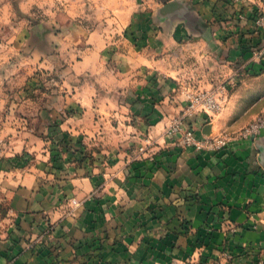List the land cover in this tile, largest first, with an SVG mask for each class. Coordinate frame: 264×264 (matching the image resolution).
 <instances>
[{
  "label": "rangeland",
  "instance_id": "1",
  "mask_svg": "<svg viewBox=\"0 0 264 264\" xmlns=\"http://www.w3.org/2000/svg\"><path fill=\"white\" fill-rule=\"evenodd\" d=\"M201 1L0 0V161L90 207L132 198L156 155L223 147L233 134L207 122L225 83L191 28ZM252 14L264 28V11ZM10 195L0 189V222ZM242 250L243 264H264V245Z\"/></svg>",
  "mask_w": 264,
  "mask_h": 264
},
{
  "label": "crops",
  "instance_id": "2",
  "mask_svg": "<svg viewBox=\"0 0 264 264\" xmlns=\"http://www.w3.org/2000/svg\"><path fill=\"white\" fill-rule=\"evenodd\" d=\"M257 9L264 0H202L191 26L212 79L225 83V108L207 122L210 134H233L223 147L156 155L129 188L132 198L90 207L60 201L50 184L0 161V189L11 191L0 264L247 263L242 247L264 245V128L253 138L240 131L264 112ZM205 65L195 78L209 77Z\"/></svg>",
  "mask_w": 264,
  "mask_h": 264
},
{
  "label": "built area",
  "instance_id": "3",
  "mask_svg": "<svg viewBox=\"0 0 264 264\" xmlns=\"http://www.w3.org/2000/svg\"><path fill=\"white\" fill-rule=\"evenodd\" d=\"M260 23L264 25V17L260 20ZM264 128V112L258 114L254 120L248 124L247 127H245L241 131V135L246 138H253L254 136L258 135L261 129ZM210 140L207 142V144H210ZM72 202L75 204L77 201L76 199H73Z\"/></svg>",
  "mask_w": 264,
  "mask_h": 264
}]
</instances>
